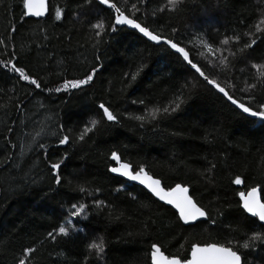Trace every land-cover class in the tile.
<instances>
[{
    "label": "trees",
    "instance_id": "obj_1",
    "mask_svg": "<svg viewBox=\"0 0 264 264\" xmlns=\"http://www.w3.org/2000/svg\"><path fill=\"white\" fill-rule=\"evenodd\" d=\"M118 2L124 6V0ZM48 3L47 16L33 19L22 16V0H0V40L5 41L0 44V65L11 59L41 83L37 89L0 67V264H14L28 246L37 249L31 264H150L153 243L163 245L168 255L182 257L192 243L212 242L248 253L249 264H264V247L250 239L264 228L237 207L238 192L264 186V122L238 115L214 89L195 81L166 46L153 45L126 28L95 36L90 24L110 19V10L98 3ZM132 3L138 0H129L126 7ZM165 3H138L140 22L190 50L193 60L238 100L249 103L250 93L241 91L248 84L257 85L258 99L264 95V84L251 69L252 62H264V39L241 60L230 55L237 50L233 43H220L225 36L247 32L249 25L255 32L262 0H187L179 12L152 14ZM57 7L64 10L60 21L54 18ZM252 38L244 36L241 46ZM201 40L220 51L213 56ZM222 57H228L227 68L219 63ZM94 66L99 69L94 82L82 90H47L64 79L83 78ZM141 66L135 82L124 76ZM185 84L177 112L154 121L147 118L146 109L169 106ZM134 99L145 104H132ZM101 102L111 106L120 123L98 126L78 140ZM140 115L146 120L130 118ZM63 135L71 137L69 144L59 145ZM112 151L134 169L144 166L164 186L188 187L217 223L183 226L171 208L107 171L116 166L108 159ZM65 154L63 184L57 186L48 163ZM237 175L244 184L231 183ZM81 186L100 191L89 196L76 190ZM95 200L107 207L97 208ZM73 203L87 205L82 217L73 218L80 231L56 241L46 239L64 223ZM100 239L105 251L96 256L88 245ZM245 242L253 248L243 249Z\"/></svg>",
    "mask_w": 264,
    "mask_h": 264
},
{
    "label": "snow or ice",
    "instance_id": "obj_2",
    "mask_svg": "<svg viewBox=\"0 0 264 264\" xmlns=\"http://www.w3.org/2000/svg\"><path fill=\"white\" fill-rule=\"evenodd\" d=\"M85 2L89 5L95 2L100 6H104V10H110L109 21L106 22L103 18H99L95 23L90 24V27L95 30V36L102 38V36L106 35L108 32L115 33L120 28L126 26L134 29L141 34L142 37L146 38L147 41H150L155 45H166L167 49H170L172 53L176 54L177 57L184 62L195 81L200 82L202 80L205 82L206 87L210 86V90L214 89L217 93L221 94L224 100L235 106V109L239 110V113H237L238 115L243 113L264 121V95L259 99L257 98V95L255 94L257 85L248 84L247 87L241 89V91L250 93L248 104H245L243 100H238L224 86H221L217 79L210 77L203 70V67L193 60L190 50L186 49V47L182 46L181 43L174 39L164 36L161 32H157L146 24L140 22L136 13L140 11L138 3H144V0H138V3H132L131 8L126 7L129 0H124V6H122L118 0H85ZM186 2L187 0H166V3L162 7L156 8L152 14L156 15L157 12H179L182 10ZM262 2H264V0H262ZM22 8V16L45 17L46 14L49 13L50 5L48 0H22ZM128 13H131V15ZM63 15L64 10L57 7L54 13L55 20L60 21L63 18ZM261 16L262 18L259 20V23L255 25V32L251 31L253 25H249V30L242 35L240 33H234L232 37L225 36L220 42L225 46L230 42L236 46V52H230L233 59H245L249 50L254 48L257 41L259 39H264V28L260 27V25H264V9L261 10ZM11 31L14 32L15 29L13 28ZM172 31L176 32L177 29L173 28ZM244 36H252L253 38L250 43L244 42L241 46ZM4 43L5 41L0 40V44ZM200 43L213 56H215L217 51H220L219 48L214 47V45L208 41L201 40ZM96 59L99 60V57ZM219 63L223 65L224 68H227L229 63L228 57L220 58ZM0 67L7 68L16 74L19 80L27 82L28 84L35 86L37 89L41 87V83L37 78L26 73V70L23 67L13 63L11 59L5 61ZM251 69L256 70L260 83L264 84V62H252ZM142 70L143 66H141L136 72L125 73L124 76L126 78L130 77V81L135 82ZM98 71L99 69L94 66L83 76V78L64 79L57 87L49 88L47 90L49 92L54 91L57 93L74 94L76 90H82L85 86L92 84ZM241 71H244V69H241ZM186 86L187 84L181 86L179 93L175 96V99L170 102L169 106L146 109L147 118L154 121L157 119L158 115H171L177 112L183 103L181 96L183 95V88ZM192 87H196V84H193ZM232 87H235V85H232ZM131 103L144 105L145 101L143 99H134ZM96 108V118L90 120V126L85 125L77 137L78 140L83 141L85 137L89 133H93L98 126L108 127L120 123V116L111 109L110 105L101 102ZM130 118L142 122L146 120V116L144 115L132 116ZM61 131H63V128H61ZM70 140L71 137L69 135H63L59 138V145H67ZM40 147L43 148L44 145L41 144ZM66 158L65 154V157H62L58 162L50 161L48 163L51 179L57 186L63 184L62 166ZM108 159L114 161L117 165L108 167V172L126 177L130 181L139 182V184L143 185L153 196L175 209V215L177 216L178 222H183L184 225H190L192 227L198 226V222L207 221L212 225L217 223V220L210 215L208 210L190 195L188 187L182 186L179 183L174 186H164L162 181L150 175L144 166L134 169L130 163L122 162L121 156L116 151H112ZM215 167L216 165L213 164L212 168L214 169ZM231 183L241 185L244 184L245 181L241 176L237 175L231 180ZM76 190L89 196L94 195V192L100 191L99 189L89 191L82 186L78 187ZM237 195L239 197L237 207L242 209L244 213L249 214L250 217L257 218L260 222L261 228H264V199H262V195H264V186L259 188L256 186L246 188L245 191L238 192ZM133 199H136V197H133ZM94 204L97 208L107 207L102 200H95ZM86 208L87 205L85 203L71 204L67 211V217L64 223L60 224L52 231H49L46 239L56 241L58 237H68L70 235L72 218L84 214ZM250 239L253 243L255 241H260L261 246L264 247V233L254 232ZM88 248L90 251H94L96 256H100L105 251V242L103 239H100L99 242L90 243ZM242 248L250 250L253 248V244L245 242L242 245ZM36 251L37 249L35 247H24L20 256L14 259V264H31V258ZM149 256L150 264H249V261L247 260L248 253L241 252L238 249L219 242L205 243L203 246L198 243H192L190 246V252L182 257L168 255L163 249V245L153 243L151 244Z\"/></svg>",
    "mask_w": 264,
    "mask_h": 264
},
{
    "label": "water",
    "instance_id": "obj_3",
    "mask_svg": "<svg viewBox=\"0 0 264 264\" xmlns=\"http://www.w3.org/2000/svg\"><path fill=\"white\" fill-rule=\"evenodd\" d=\"M104 7V6H103ZM46 16H47V14H46ZM45 16V17H46ZM45 17H31V16H27V18H33V19H43V18H45ZM122 28H126V29H128V30H131V31H134V32H136L134 29H131V28H128V27H122ZM139 36H141L142 37V35L141 34H139L138 32H136ZM143 39H145L146 40V38H144V37H142ZM147 41V40H146ZM149 43H151V44H153L152 42H150V41H148ZM153 45H155V44H153ZM162 45V44H161ZM164 46H166V45H164ZM167 47V46H166ZM170 50V49H169ZM171 51V50H170ZM172 52V51H171ZM219 94V93H218ZM221 97H222V95L221 94H219ZM229 103V102H228ZM230 104V103H229ZM231 105V104H230ZM232 107H234L235 108V106H233V105H231ZM236 110H238V109H236ZM239 111V110H238ZM243 114V113H242ZM244 116H246L247 118H250V119H253V120H259L258 118H255V117H250V116H248L247 114H243ZM259 121H261V120H259ZM262 122H264V121H262ZM115 165H116V163H115ZM117 166V165H116ZM112 176H115V177H118V178H121L122 180H124V181H126L127 183H129V184H132V185H136V186H138V187H140V188H142L143 190H145L147 193H149L157 202H159V203H161V204H163L164 206H166V207H168V208H171L174 212H175V209L174 208H172L170 205H168V204H166V203H164V202H162V201H160L157 197H155V196H153L143 185H141V184H139V182H137V181H130V180H128L126 177H123V176H120V175H118V174H114V173H110ZM248 217H250V215L249 214H247V213H245ZM250 218H253V217H250ZM181 224L183 225V226H188V225H184L183 224V222H181Z\"/></svg>",
    "mask_w": 264,
    "mask_h": 264
},
{
    "label": "rangeland",
    "instance_id": "obj_4",
    "mask_svg": "<svg viewBox=\"0 0 264 264\" xmlns=\"http://www.w3.org/2000/svg\"><path fill=\"white\" fill-rule=\"evenodd\" d=\"M82 216H83V214L80 217H82ZM73 218H72V225L70 226V234H75L78 231H80V228H78L76 225L73 224L74 223Z\"/></svg>",
    "mask_w": 264,
    "mask_h": 264
}]
</instances>
